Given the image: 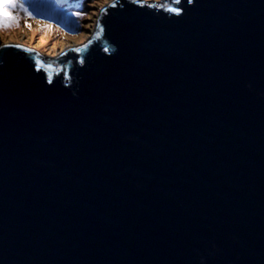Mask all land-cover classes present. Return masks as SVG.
Instances as JSON below:
<instances>
[{
	"label": "water",
	"instance_id": "water-1",
	"mask_svg": "<svg viewBox=\"0 0 264 264\" xmlns=\"http://www.w3.org/2000/svg\"><path fill=\"white\" fill-rule=\"evenodd\" d=\"M21 43L0 264H264V0H111L55 55Z\"/></svg>",
	"mask_w": 264,
	"mask_h": 264
},
{
	"label": "rangeland",
	"instance_id": "rangeland-1",
	"mask_svg": "<svg viewBox=\"0 0 264 264\" xmlns=\"http://www.w3.org/2000/svg\"><path fill=\"white\" fill-rule=\"evenodd\" d=\"M57 1H59V4L65 6V9H62L64 15L73 14L71 11L77 14V19L74 21L75 23L69 25L71 27L65 26L63 21L59 20H55L53 23L49 20L45 21L46 17L43 15L38 16L31 14V17H29L17 7L11 10L14 13H16V10L19 12L17 15L19 21L18 26L13 22L12 26L9 28H0V44L5 42L30 43L32 46L35 45V47L42 52L44 57L55 55L61 49L76 44L88 37L96 27L102 8L111 0ZM71 2L74 4H71ZM30 5H28V7H30ZM79 17H81L80 20ZM67 20H69V18H67ZM45 23H49L48 26H46ZM28 25H30V27H28ZM46 29H49V32H46Z\"/></svg>",
	"mask_w": 264,
	"mask_h": 264
},
{
	"label": "trees",
	"instance_id": "trees-1",
	"mask_svg": "<svg viewBox=\"0 0 264 264\" xmlns=\"http://www.w3.org/2000/svg\"><path fill=\"white\" fill-rule=\"evenodd\" d=\"M14 3L17 5L23 4L24 7L28 9V12L34 15L38 16H44L46 17V20L51 21V23L55 22V20L63 21L64 25L67 27H71L72 23H75L77 14H74V12L71 11L70 15H64V12H62V9H65L63 4H59V1L57 0H13ZM35 2V3H34ZM66 2V1H63ZM31 4V5H30ZM71 4H74L71 2ZM30 5V7H28ZM60 10V13H59ZM10 11H12L10 9ZM13 12V11H12ZM14 13V12H13ZM18 10H16V13L18 15ZM69 18V20H67ZM18 19V17H17ZM81 17H79V20ZM67 20V21H66ZM30 45V43L28 44ZM35 47V45H33Z\"/></svg>",
	"mask_w": 264,
	"mask_h": 264
},
{
	"label": "snow or ice",
	"instance_id": "snow-or-ice-1",
	"mask_svg": "<svg viewBox=\"0 0 264 264\" xmlns=\"http://www.w3.org/2000/svg\"><path fill=\"white\" fill-rule=\"evenodd\" d=\"M134 3L138 2V0H133ZM179 2V0H177ZM113 7L115 4L112 5ZM19 7V9L24 13L27 14L29 17H31V13L28 12V9L24 7L23 4L17 5L13 2V0H0V28H9L12 26L13 21L18 26V19L11 17L7 14V10L14 9ZM172 11H177V9H171ZM30 27V25H28ZM51 78L49 77V80Z\"/></svg>",
	"mask_w": 264,
	"mask_h": 264
},
{
	"label": "bare ground",
	"instance_id": "bare-ground-1",
	"mask_svg": "<svg viewBox=\"0 0 264 264\" xmlns=\"http://www.w3.org/2000/svg\"><path fill=\"white\" fill-rule=\"evenodd\" d=\"M7 14H8L9 16L14 17V18L17 19V14L13 13L12 11L7 10ZM78 16H80V15H78ZM81 16H82V14H81ZM76 19H77V17H76ZM47 21H48V20H47ZM13 22H14V21H13ZM45 24H46V26H48L49 23H45ZM46 28H47V27H46ZM46 32H49V29H46ZM43 34H44V33H43Z\"/></svg>",
	"mask_w": 264,
	"mask_h": 264
}]
</instances>
